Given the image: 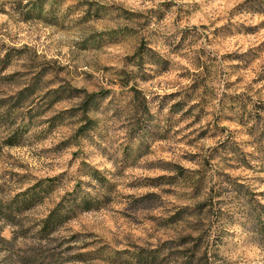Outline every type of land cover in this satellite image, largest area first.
<instances>
[{"label": "rangeland", "instance_id": "rangeland-1", "mask_svg": "<svg viewBox=\"0 0 264 264\" xmlns=\"http://www.w3.org/2000/svg\"><path fill=\"white\" fill-rule=\"evenodd\" d=\"M26 1L0 0V200L46 191L0 219V264H264L227 183L264 205V0H61L27 20ZM88 167L106 199L38 235L64 194L95 192Z\"/></svg>", "mask_w": 264, "mask_h": 264}, {"label": "trees", "instance_id": "trees-1", "mask_svg": "<svg viewBox=\"0 0 264 264\" xmlns=\"http://www.w3.org/2000/svg\"><path fill=\"white\" fill-rule=\"evenodd\" d=\"M60 1L61 0H28L23 5L22 10H20L21 18L26 20L44 19L45 15H47V12L43 10V7H55L60 3ZM143 51L147 53L146 56L149 64L157 65L160 66L161 69H165L166 60L159 56L156 51L146 46V44L142 42L137 47L136 53L141 55ZM8 63L9 58L6 54H4L0 58V68L3 69L8 65ZM126 85L127 79H123L122 86ZM107 91L108 90H102L100 92L84 93L79 105L81 111L84 112L86 110L88 102L93 101L95 98L102 97L105 93H107ZM257 107L260 111H264V104H259ZM90 121L91 120L86 119L85 123H89ZM78 129L86 130V128L83 129L81 126ZM232 149L233 148H231L230 151H232ZM260 151L263 152L264 148H262ZM86 175L96 181V189H94L95 192L93 194L89 193L88 191L83 193L80 192L81 190L78 187H76L74 190H72V192L64 194L48 210L47 214L36 223V232L38 235L49 234L53 232L57 227L76 216V214L82 211L98 208V205L101 203L102 199H106L104 190H107L110 185L103 178L102 174L98 170L88 167ZM165 178L169 182H172V176H167ZM227 183L232 189L235 190L239 198L243 199L246 204L252 206L251 213L253 214L254 229L261 236H264V205L255 204L252 194L246 187L240 185L237 182H232L231 180H227ZM42 191L45 192L46 188L41 186L40 183H37L35 185L26 187L20 192H17L9 199L0 200V219L9 223H14L13 219L17 215L25 210L30 209L33 205L41 201ZM202 207H205L204 203L202 204ZM79 254H77V256H87L89 253L83 252Z\"/></svg>", "mask_w": 264, "mask_h": 264}]
</instances>
